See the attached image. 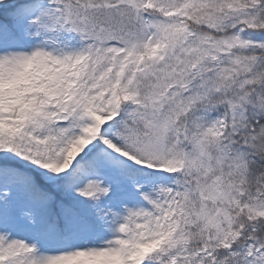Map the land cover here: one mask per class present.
<instances>
[{"label":"snow or ice","instance_id":"snow-or-ice-1","mask_svg":"<svg viewBox=\"0 0 264 264\" xmlns=\"http://www.w3.org/2000/svg\"><path fill=\"white\" fill-rule=\"evenodd\" d=\"M0 264H264V0H0Z\"/></svg>","mask_w":264,"mask_h":264}]
</instances>
